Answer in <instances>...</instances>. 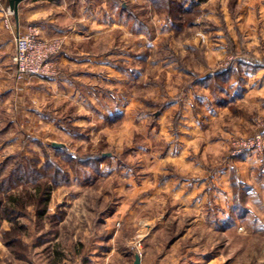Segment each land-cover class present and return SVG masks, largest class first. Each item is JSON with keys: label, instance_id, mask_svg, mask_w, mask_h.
I'll return each mask as SVG.
<instances>
[{"label": "rangeland", "instance_id": "obj_1", "mask_svg": "<svg viewBox=\"0 0 264 264\" xmlns=\"http://www.w3.org/2000/svg\"><path fill=\"white\" fill-rule=\"evenodd\" d=\"M244 1L53 0L18 31L0 3L8 40L62 38L86 72L59 104L52 80L0 72V216L16 220L0 264H264L261 7Z\"/></svg>", "mask_w": 264, "mask_h": 264}, {"label": "crops", "instance_id": "obj_2", "mask_svg": "<svg viewBox=\"0 0 264 264\" xmlns=\"http://www.w3.org/2000/svg\"><path fill=\"white\" fill-rule=\"evenodd\" d=\"M52 1L51 0H25L24 2H22L19 8V23H17L16 21L17 31L20 25V18L22 17V15H26V18L40 19V18H45V16L47 15L53 14L55 11L59 12V10L61 9H57L52 3ZM259 5L261 7V58H264V0H246L243 3V6H244L243 8L248 9L249 11L252 8H257ZM3 13L4 12L0 11V16ZM61 15H64V12ZM61 17H64V16H61ZM3 22L4 20L0 21V72L9 74L10 69H13L14 67V66L9 67V65H14L12 55L14 54V51H15V44H14V40L11 42L10 40L7 39L6 37L7 33H5V35L2 34L1 27L3 25ZM5 22H8V20ZM239 25H240V28H243L245 26H247L245 28H248L249 26L248 23L244 21L239 23ZM255 27H257V25H255L254 28ZM248 31L249 29H247L245 33H248ZM49 32L51 33L52 30L50 29ZM76 59H78V57L74 55L73 53L65 52V53L56 54L52 58V65L55 68L56 74H52L48 76H45V75L32 76V79L35 82L36 81L38 82V80L45 81L46 79H49V80H52L54 86L57 83L56 84L57 92L54 94L55 96L52 99V101L57 102V103L60 101L61 103L62 101L60 99L63 100L65 98L64 101L66 102L68 101V99L73 100L72 91H73L74 82L76 83L84 82V79H78L81 77V76H78L79 74H81L83 77L86 76L85 75L86 72L84 73V69L78 66L74 67L76 65H72V64H76L75 62L77 61ZM82 59L88 60L90 58L88 56H83ZM81 64L84 65V63H81ZM81 64L79 65L81 66ZM2 75L3 74L0 73V77ZM60 80H64V82L59 83L58 81ZM63 83L67 85L64 86ZM261 116L264 117V67L261 68ZM262 172L264 173V163L261 166V173ZM261 183L263 184L262 187L264 189V181ZM6 250H8V248L5 245H3L2 241L0 240V251L5 252Z\"/></svg>", "mask_w": 264, "mask_h": 264}, {"label": "built area", "instance_id": "obj_3", "mask_svg": "<svg viewBox=\"0 0 264 264\" xmlns=\"http://www.w3.org/2000/svg\"><path fill=\"white\" fill-rule=\"evenodd\" d=\"M2 1L4 0H0V3ZM63 45L62 38H44L33 27H29L28 31L18 32L15 37V53L13 55L16 79L22 80L27 76L54 74L52 58L62 50Z\"/></svg>", "mask_w": 264, "mask_h": 264}, {"label": "trees", "instance_id": "obj_4", "mask_svg": "<svg viewBox=\"0 0 264 264\" xmlns=\"http://www.w3.org/2000/svg\"><path fill=\"white\" fill-rule=\"evenodd\" d=\"M206 1H208V0H197L196 5L201 4V3H204V2H206ZM51 181L53 182L52 179H51ZM35 189H36V193H37V194H39V195H45V196H46V200H45L44 203H48V201H49V199H50L51 191H52V189H53V186H52V185H47V184H46V186L36 185ZM11 201H12V202H15V201H17V198L13 196V197L11 198ZM45 211H46V207H44L43 211H40V214H44ZM42 216H44V215H39V217H42ZM8 218H10L8 215H5V216L1 215V216H0V224H1V222H2L4 219L7 220ZM10 220H11V222H12V221H16V220H14V219H12V218H10ZM4 233H6V231H4Z\"/></svg>", "mask_w": 264, "mask_h": 264}, {"label": "water", "instance_id": "obj_5", "mask_svg": "<svg viewBox=\"0 0 264 264\" xmlns=\"http://www.w3.org/2000/svg\"><path fill=\"white\" fill-rule=\"evenodd\" d=\"M25 0H7L10 10L14 13L15 19L17 23H19V8L20 4L24 2ZM53 146L60 147L62 144L53 143ZM139 255H136V262L135 264H139Z\"/></svg>", "mask_w": 264, "mask_h": 264}]
</instances>
